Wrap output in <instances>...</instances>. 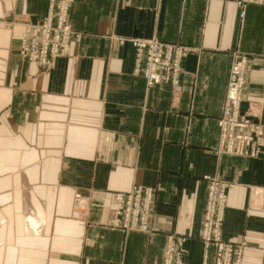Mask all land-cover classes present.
<instances>
[{
  "label": "crops",
  "instance_id": "0c3cea01",
  "mask_svg": "<svg viewBox=\"0 0 264 264\" xmlns=\"http://www.w3.org/2000/svg\"><path fill=\"white\" fill-rule=\"evenodd\" d=\"M78 40L47 71L18 40L48 0H0V264H213L199 241L205 176L226 191L223 238L264 264V133L255 158L217 153L233 54L248 59L241 114L264 131V5L236 0H65ZM189 48L177 87L146 88L132 41ZM154 189L147 234L109 228L112 195ZM253 189L254 194L249 195Z\"/></svg>",
  "mask_w": 264,
  "mask_h": 264
},
{
  "label": "built area",
  "instance_id": "2783aa9c",
  "mask_svg": "<svg viewBox=\"0 0 264 264\" xmlns=\"http://www.w3.org/2000/svg\"><path fill=\"white\" fill-rule=\"evenodd\" d=\"M263 5L264 0H236L239 24L244 22L249 6ZM68 13L69 6L65 0H48L43 18L36 24L23 27L18 43V56L22 63L47 70L56 59L67 55L71 41L79 39L71 27ZM132 46L135 50L134 72L141 73L146 88L159 84L178 86L181 62L191 51L189 48L157 40H135ZM247 63L246 56L233 54L222 112L217 121V153L220 155L255 158L260 153L263 128L240 112ZM203 180L206 198L199 241L204 253L212 248L213 264H241L247 245L246 236L237 243L223 238L226 190L233 186L214 176H205ZM254 193L253 189L249 190L250 196ZM260 196L264 199V190H261ZM153 203L154 189L150 187L133 186L127 192L114 193L107 226L124 233L147 234L151 229ZM260 209L264 212V204ZM185 242L183 237L168 236L161 264H184Z\"/></svg>",
  "mask_w": 264,
  "mask_h": 264
},
{
  "label": "rangeland",
  "instance_id": "374dc122",
  "mask_svg": "<svg viewBox=\"0 0 264 264\" xmlns=\"http://www.w3.org/2000/svg\"><path fill=\"white\" fill-rule=\"evenodd\" d=\"M68 19H69V14H68ZM26 24H36V23H25L24 26H25ZM24 26H23V27H24ZM71 42H72V41H71ZM18 43H19V40H18ZM70 44H71V43H70ZM69 48H70V45H69ZM17 53H18V52H17ZM67 54H68V52H67ZM66 56H67V55H66ZM66 56H65V57H66ZM18 57H19V56H18ZM61 58H64V57H61ZM61 58H58V59H61ZM19 59H20V58H19ZM58 59H56L55 62H56ZM20 61H21V60H20ZM55 62H54V63H55ZM53 65H54V64H53ZM53 65H52V66H53ZM37 67H38V66H37ZM38 68H39V67H38ZM49 69H50V68H49ZM49 69H47V70H49ZM39 70L42 71V72L47 71V70H42L41 68H39ZM134 74L137 75V76H140V77L142 78V75H141L140 72H134ZM261 127H262V126H261ZM262 128H263V127H262ZM263 132H264V131H263ZM214 177H215V176H214ZM219 180H220V179H219ZM221 181H222V180H221ZM223 182H224V181H223ZM225 183H226V182H225ZM226 184H228V183H226ZM228 185H230V184H228ZM231 186H232V185H231ZM228 189H231V188H228ZM228 189H227V190H228ZM227 190H226V191H227ZM226 198H227V195H226ZM262 206H263V205H262ZM225 210H226V209H225ZM167 237H168V236H167ZM167 237H166V238H167ZM166 238H165V241H166ZM224 240H225V239H224ZM230 243H231V242H230ZM164 249H165V247H164ZM203 249H204V248H203ZM211 250H212V248H211ZM212 251H213V250H212ZM163 253H164V252H163ZM162 256H163V255H162Z\"/></svg>",
  "mask_w": 264,
  "mask_h": 264
}]
</instances>
